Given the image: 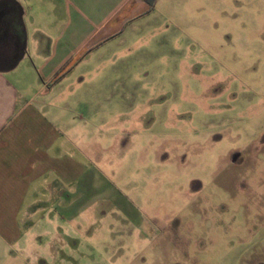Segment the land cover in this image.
Instances as JSON below:
<instances>
[{
  "label": "rangeland",
  "instance_id": "1",
  "mask_svg": "<svg viewBox=\"0 0 264 264\" xmlns=\"http://www.w3.org/2000/svg\"><path fill=\"white\" fill-rule=\"evenodd\" d=\"M71 67L93 182L30 264H264V0H156Z\"/></svg>",
  "mask_w": 264,
  "mask_h": 264
},
{
  "label": "crops",
  "instance_id": "2",
  "mask_svg": "<svg viewBox=\"0 0 264 264\" xmlns=\"http://www.w3.org/2000/svg\"><path fill=\"white\" fill-rule=\"evenodd\" d=\"M60 1L0 0V264H30L39 224L56 226L58 205L93 182L70 115L74 58L150 11L145 0Z\"/></svg>",
  "mask_w": 264,
  "mask_h": 264
},
{
  "label": "trees",
  "instance_id": "3",
  "mask_svg": "<svg viewBox=\"0 0 264 264\" xmlns=\"http://www.w3.org/2000/svg\"><path fill=\"white\" fill-rule=\"evenodd\" d=\"M145 1L149 4L150 8H152L153 5H154V2H155L156 0H145Z\"/></svg>",
  "mask_w": 264,
  "mask_h": 264
}]
</instances>
